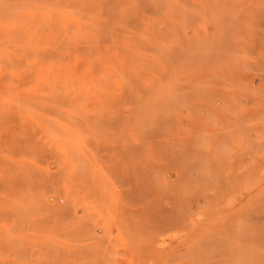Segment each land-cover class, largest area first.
Listing matches in <instances>:
<instances>
[{
	"label": "rangeland",
	"instance_id": "1",
	"mask_svg": "<svg viewBox=\"0 0 264 264\" xmlns=\"http://www.w3.org/2000/svg\"><path fill=\"white\" fill-rule=\"evenodd\" d=\"M0 264H264V0H0Z\"/></svg>",
	"mask_w": 264,
	"mask_h": 264
}]
</instances>
